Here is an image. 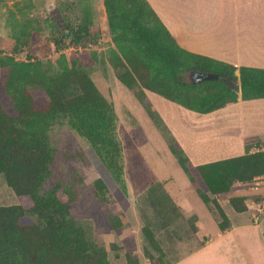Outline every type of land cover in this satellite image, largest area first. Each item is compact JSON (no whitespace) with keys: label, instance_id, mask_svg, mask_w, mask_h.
I'll return each mask as SVG.
<instances>
[{"label":"trees","instance_id":"obj_1","mask_svg":"<svg viewBox=\"0 0 264 264\" xmlns=\"http://www.w3.org/2000/svg\"><path fill=\"white\" fill-rule=\"evenodd\" d=\"M104 5L115 45L111 63L129 89H147L201 113L233 104L240 96L244 100L264 98V69L237 67L184 49L147 0H104ZM15 19L12 38L16 51L27 46L33 32L42 27L49 31V42L58 51L88 45L101 37L91 30L94 18L86 0H56L50 17L41 25L30 17ZM28 58L17 61L5 55L0 60V174L19 200L0 206V264H111L107 249L88 239L77 224L79 218H92L97 228L108 232L122 226L123 221L107 210L88 206L92 198L106 203V183L97 179L90 191L93 196L86 199L60 184L44 192L41 186L55 160L49 130L62 118L101 156H108V165L116 166L115 174L121 179L115 105L96 85L92 70L76 56L62 52L54 61L45 62ZM190 70L219 73L220 79L190 84L184 77ZM233 82L241 84V94L232 89ZM169 145L204 201L215 205L222 218L220 228H227L229 219L217 197L230 195L236 181L249 182L264 174V149L193 165L176 140L171 139ZM245 198L231 196L237 212L246 211ZM35 214L42 224L33 218ZM142 231L149 247L159 253L156 257L145 248L146 255L153 264H161L164 250L154 230L145 225ZM126 240L128 264H136L135 244Z\"/></svg>","mask_w":264,"mask_h":264},{"label":"crops","instance_id":"obj_2","mask_svg":"<svg viewBox=\"0 0 264 264\" xmlns=\"http://www.w3.org/2000/svg\"><path fill=\"white\" fill-rule=\"evenodd\" d=\"M99 1L98 8H104L106 13L104 0ZM147 1L184 49L237 67L264 69V0ZM107 32L109 33L108 24ZM105 38L111 39L109 34ZM111 71L115 77L114 87L110 88L109 85L108 90L111 91L108 92V95H104L112 100L116 99V115H119L124 106H127V109L135 117L143 116L145 112L150 115L137 96L140 95L157 116L159 124L164 127L171 139L179 143L193 165L253 153L264 145V98L244 100L240 96L239 100L233 104L212 112L201 113L147 89H144L143 92L136 87L133 91L118 79L114 67L111 68ZM160 133L157 132L154 141L162 142V144L156 143V146L158 145L170 159L173 154L170 143H167L161 131ZM143 149L142 146L138 147L141 156L146 160L147 154ZM152 158L153 161L146 163L149 169L154 170L155 175L150 186L154 185V188L155 184L163 186L165 192L167 191L181 200L184 208L192 207L191 191L184 186L186 181L179 182V179L169 172L162 174L161 171L169 168L168 163L162 160L157 161L154 156ZM129 185L134 193L137 192L135 188L138 189V197L148 190V187L145 188L134 181L130 184L126 183L128 190L130 189ZM147 185L149 186V184ZM211 197L214 196L211 195ZM217 199L218 202L222 201L221 196ZM151 207H147V209L149 210ZM225 212L230 224L227 228L219 230L215 242L218 249H223V254L212 256L207 250L210 240H204L205 236H208L203 220L204 216L194 207L190 210L183 209L181 212V217L186 223L183 227L184 233H179L180 235L175 231L176 228H168L165 222L159 224L160 226L152 224L153 221L152 218H149L150 213L148 212H146V218L139 216L137 212H126V219L122 226L109 232L97 228L92 218H81L83 220L81 226L85 229L86 235L91 233L94 235L92 237H95L97 232L101 233L98 237L101 241L100 245L107 249L111 264H128L126 239H131L135 244L136 264H147L145 260L149 256H145V248H151L145 236L138 234V230L145 225L152 227L161 243L164 250L163 264H250L247 250L249 252L256 250V253L253 254L255 263L264 264L263 246L249 240L251 232H255L253 225L248 224L246 218H243L244 223L235 227L230 221L231 217L228 211ZM136 223L139 228H132ZM217 226L219 229L220 223H217ZM189 230H192V233L189 234ZM190 238L193 239L190 240ZM113 242L115 243L112 244L114 250H110L107 246ZM187 242H196L198 245L192 247L191 252L183 256L167 260V251L184 250L186 247L183 245ZM165 243L167 244L164 245ZM142 257H145L144 260Z\"/></svg>","mask_w":264,"mask_h":264},{"label":"rangeland","instance_id":"obj_3","mask_svg":"<svg viewBox=\"0 0 264 264\" xmlns=\"http://www.w3.org/2000/svg\"><path fill=\"white\" fill-rule=\"evenodd\" d=\"M86 1L89 3L94 18V25L91 27L92 32H98L99 35L107 37L109 33L107 32L106 13L104 8H98L100 1ZM55 4L56 0H0V60L5 55L14 56L17 61H28V57H32L33 60L38 59L44 62L49 59L54 61L57 58V56L53 54L54 46L49 42V31L43 27L33 32L29 44L18 49V51L14 49V45L16 44L12 38L14 25L17 24L15 18L21 19L22 17H30L37 19L41 25L43 19L50 17ZM99 38L96 42L88 45L82 44L79 47L72 46L73 49L71 48L66 53L70 57L71 55L76 56L82 65L90 68L96 85L103 94L108 95V92L111 91L108 90V87L109 85L110 88L114 87L115 81L114 74L111 71V68L113 69L114 66H112L113 64L110 59V54L112 50L115 49V45L111 39L106 38L101 43H98ZM108 65H110V67H108ZM114 69L116 70L115 67ZM115 72L117 75L118 70ZM107 98L115 105L116 99H114V101L112 98ZM149 114L150 115H147L145 112L143 116L135 117L130 110L127 109V106H124L122 111L119 112V115H116V132L121 146V155L118 158V165H122L123 170L121 179L115 174V172H117L116 166L110 167L108 165L110 160L106 154L101 156L85 137L81 136L68 125L65 118L56 121L49 130V140L55 149V160L51 166V174L41 186V192L46 191L56 184H60L62 187L67 188L70 193L72 192L80 198L86 199L87 196L91 198L93 196L92 193H90L91 188L94 187L97 179H102L107 185L104 194L106 203H99L97 198H92L88 202L90 209H105L108 213L113 215L114 218L118 219L119 222L126 219V212H137L139 216H144L145 218L146 212H148L150 213L149 218H152V224L160 226L162 222H165L168 228H176L175 231L178 235H180L179 233H184L183 227L186 223L181 217V212L183 209L190 210L194 207L201 211L204 216L203 220L207 229L206 234L208 235L205 236L204 240H210V246L207 248L209 254H211V256L214 254H223V249H218L215 243L218 238V232L221 230L220 227L217 229V223L219 224L222 221L218 210L213 203L208 205L204 201L203 195L191 182L187 171L179 165L174 154H171L173 158L171 157L169 159L167 154L162 152L158 145L156 146V143L162 144V142L154 141V136L157 135V132H162L167 143L171 142V138L164 127L159 124L160 122L157 116L151 113ZM140 146L144 148V153L147 154L146 160L141 156L138 150ZM263 147L264 145L260 146L256 151L263 150ZM168 151L170 153V150ZM152 156H154L157 161L162 160L168 163L169 168L163 172L161 171L162 174L169 172L175 178L179 179V182H183V180L186 181L184 186L191 191L192 207L187 206L184 208L181 200L169 194L167 191L165 192L163 186H158L156 184L155 188L154 185L150 186L155 179V175L154 170L149 169L146 163L153 161ZM133 181L137 184L139 183L141 186L143 185L145 188L148 187L147 192L138 197L137 188H135L137 192L134 193L129 185L130 189L128 190L126 183L128 182L130 184L133 183ZM147 184H149V186ZM232 195L249 198L260 194L248 189H243L242 187H234V191L230 195L221 196L222 201L219 203L225 211H228L231 217L230 221H232L235 227L244 223L243 218H246L248 224L253 225L255 232H251L249 240L254 243H259V246L261 244L264 251V224L259 228L252 222L249 216L250 214L247 211H244L245 214L237 212L230 202ZM226 198L228 199L224 201ZM18 202L19 200L14 190L7 184L5 176L0 174V206L17 204ZM147 207L151 208L148 210ZM153 214H155V217H153ZM32 216L35 220L39 221V223H43L36 214ZM103 220L107 221L106 219ZM82 221L83 220L79 218L77 224L82 225ZM132 228L138 229V223ZM191 231L189 230L188 233H192ZM100 234V232H97L95 237H92L94 235L88 233L87 237L88 239L92 238L91 240H94L100 245L101 241L98 238ZM138 234L144 237L142 229L138 230ZM191 239L193 238H190V240ZM112 244L115 243L113 242L107 246L110 250H114ZM166 244L167 243L164 245ZM212 244L213 246H211ZM197 245L198 243L196 242H187L183 245L186 247L184 250L167 251V260L183 256L191 252V248ZM150 251L156 257L159 256V253L154 249L151 248ZM247 252L249 253L250 264H256L255 257L253 256L256 250H250V252L247 250ZM142 253H144L143 250ZM134 255L137 258V253H134ZM145 256L148 257L146 254ZM142 258L144 260L145 257ZM145 261L147 264H153L150 257ZM161 264H163V262Z\"/></svg>","mask_w":264,"mask_h":264},{"label":"built area","instance_id":"obj_4","mask_svg":"<svg viewBox=\"0 0 264 264\" xmlns=\"http://www.w3.org/2000/svg\"><path fill=\"white\" fill-rule=\"evenodd\" d=\"M105 37H100L98 43L104 41ZM73 47L58 51L53 47L54 56H58L62 52H68ZM264 149V147H263ZM234 187H242L243 189H248L252 192H258L260 195L251 196L245 199V204L247 206L246 211L250 214L252 222L261 228L264 224V174L256 175L251 181L243 182L236 181ZM262 192V193H261Z\"/></svg>","mask_w":264,"mask_h":264},{"label":"water","instance_id":"obj_5","mask_svg":"<svg viewBox=\"0 0 264 264\" xmlns=\"http://www.w3.org/2000/svg\"><path fill=\"white\" fill-rule=\"evenodd\" d=\"M184 77H185V80L190 84H199L206 80H219L220 79L219 73L202 72L199 70L187 71L184 74ZM232 89L238 94H241L242 92L241 84L239 82H233Z\"/></svg>","mask_w":264,"mask_h":264}]
</instances>
